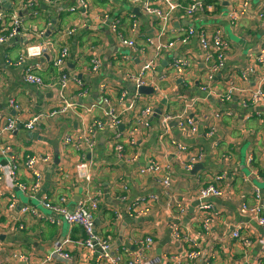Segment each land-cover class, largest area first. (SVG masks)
<instances>
[{"label": "crops", "instance_id": "obj_1", "mask_svg": "<svg viewBox=\"0 0 264 264\" xmlns=\"http://www.w3.org/2000/svg\"><path fill=\"white\" fill-rule=\"evenodd\" d=\"M2 1L6 11H14L21 6L19 16L30 33L23 34L7 45H0V114H17L14 110L10 111L8 105L9 100L14 99L25 111L22 120L41 115L38 129L26 130L20 125L18 132L11 137L12 145L17 149L14 150L19 155L25 157L29 154H38L42 157L43 155L51 157L49 163L41 168L44 173L41 192L47 194L55 203H62L61 198L65 197V204L73 208L84 197L86 191L93 192L94 188H99L102 212L95 215L97 216L95 221L99 220L96 229L109 240L111 253L115 251L116 254L124 249L133 251L135 239L145 235L143 234L145 232H150L155 243L147 253V264L149 262L169 264L164 260L167 249L171 248V251L181 249V243L172 237L170 227L172 213L167 210V198L158 177L140 173L151 160L156 159L161 164L169 165L171 189L177 202L186 208V213L182 217L185 234L193 235L202 249L208 250L210 245L216 249L217 255L211 264H253V258L259 248H250L248 255H245L241 246L227 239V236L240 223L251 225L249 218L240 213L239 204L243 201L255 203L257 190L264 192V182L257 176V173L263 170L258 166L246 164V159L242 158V147H249L247 152L254 148L258 155L263 154L264 110L260 109L264 107L244 108L241 107L239 99L222 102L220 93L226 90V83L230 77L234 78L241 89L251 90L258 86L263 73L261 66H258V76L249 75L248 80L241 77V72L256 61L263 42L264 19L256 20L255 15L258 11H263L264 0H251L250 14L238 27L226 19V7L223 8L222 14L214 17L207 14L197 16L194 21L195 27L203 25L220 27L226 42L229 43L225 65L212 77H209L204 51L197 36L190 37L186 43L178 40L175 47L162 50L160 53L154 46H150L146 38L159 36L161 23L156 17L141 9L140 13L136 14L134 12L136 4L131 3V0H89L88 13L91 16L85 20L83 9H77L76 12L70 10L78 0H68L55 5L46 4L44 0H35L29 8H23V3L28 0ZM227 4L228 2L225 5ZM107 14L109 19L95 18L97 15L104 18ZM114 19L122 22L123 35L135 39L138 47H146L148 49L146 56L154 60L155 71L147 74V80H160L170 66L182 58L187 61L184 77H170L162 81L158 86L161 93L150 84L146 86L154 87L152 94H138L137 90H129L128 83L134 85L129 75L139 73L145 57L118 42L111 31ZM177 20L176 15L172 17L175 28H181L186 24L184 19L175 24ZM76 23L84 24L74 36L66 37L65 32ZM180 36L179 30L174 33L168 31L163 35V40H177ZM38 42L51 43L50 49L43 57L28 62L34 68H41L39 73L45 82L43 88L24 83L23 68L7 62L16 60L23 44ZM64 44L70 46V56L65 64L68 73L79 78L81 76L89 85L91 92L85 98L77 99L81 105L76 112L70 111L49 117L48 114L58 103L62 89L53 66ZM95 51L103 66L98 73H88L89 54ZM114 59L115 63L112 62ZM103 83L109 87L108 95L119 107L124 127L120 129L121 124L117 131L125 132L130 125H135L141 110L146 106L151 105L153 109L148 116L149 125L145 129L146 132L139 136L138 159L135 163L118 158L113 147L112 131L99 133L96 145L92 149L84 147L76 150L63 145L62 140L66 133L78 132L88 125L93 117H104L107 108L102 102L99 90ZM78 91V87L71 83L65 89V94H75ZM124 92H127L126 99H132L136 93L140 96L134 109H126L129 107V99L122 103L123 106L118 104ZM92 104L96 107L89 110ZM157 109L161 110V114L156 113ZM253 109L257 110L252 111ZM165 112L183 113L194 117L200 126L199 131L185 134L176 121L164 131L161 115ZM178 144L190 147V150L181 152L177 148ZM55 148L59 151L60 161L50 172L54 164ZM194 152H199L201 157H197L191 163L193 168H189L188 163ZM82 158L88 161L87 171L92 174V183L75 176L76 165ZM0 163L6 162L0 157ZM259 166L262 168L263 165ZM19 172L21 182H31V174L27 169L21 168ZM214 175L226 176L225 180L215 182L225 188V195L201 200L197 195V178L209 180ZM230 183L231 188L228 187ZM7 185L6 178L0 180V264H30L14 259L12 253L34 254V257L41 259L52 251L54 242L60 237L71 240L66 244V251L72 256L71 264H96L100 252H92L85 247L83 244L85 232L80 227H70L64 221H60L59 224L46 223L31 215H22L21 208L34 204L46 216H55L53 212L40 205L41 193L36 198H28L17 187L14 188L17 208L9 214L7 209L10 189ZM123 185L127 188L126 193ZM45 186L47 189L43 192ZM122 194L127 195V201L119 199ZM151 195L157 196L158 201L153 202L149 212L138 218L128 213V204ZM207 201L213 203L219 213L215 219V226L208 235L202 228L205 211L201 208ZM112 210L120 211L121 216L113 219L109 212ZM255 227L258 228L257 225ZM258 230L263 231L261 228ZM48 264L61 262L56 259ZM105 264H110L109 260Z\"/></svg>", "mask_w": 264, "mask_h": 264}, {"label": "built area", "instance_id": "obj_2", "mask_svg": "<svg viewBox=\"0 0 264 264\" xmlns=\"http://www.w3.org/2000/svg\"><path fill=\"white\" fill-rule=\"evenodd\" d=\"M35 0H28L23 3V8H29ZM68 0H44V3L49 5H55L56 3L66 2ZM222 5V10L225 8L226 19L235 27H238L241 21L249 16L251 8V0H219ZM228 2L227 5H225ZM131 3L136 4V7L148 13L151 16L156 17L161 23V29L159 36L146 38L147 43L150 46H154L156 51L160 53L162 50H168L176 46L178 40L181 43H186L189 41L190 37L197 36L200 42V47L204 51V61L207 65V69L210 73L209 77H212L215 73L220 71L225 65V59L227 58L229 51V43L226 42L223 34V30L220 27L214 26H201L199 28L195 27L194 21L196 20L198 14H211L215 10V5L210 3L207 4L206 0H192V3L185 9L183 13L180 14L182 9L180 0H131ZM18 7L14 11L8 12L0 0V45H7L11 41L16 40L23 34H29L30 31L27 29L21 17L19 16ZM77 9H83L85 18L91 16L88 13L90 9L89 0H78L75 6L70 8L71 12H76ZM178 14V15H177ZM220 14V13H219ZM177 16L178 20L175 24L179 23L180 20L184 19L185 23L181 28H175L172 23V17ZM109 14L105 15L104 18L97 15L95 18L103 20L109 19ZM256 20L261 21L264 19V5L263 11H258L255 15ZM119 19H114L111 24V31L117 37L118 42L133 50L137 51L139 55L145 57V62H143L139 73L132 75L130 79L133 81L134 85L137 87L142 85H153L158 88L162 81L169 79L170 77H184L187 69V61L185 59H179L176 63L172 64L167 73L160 80H147L146 76L148 73L155 71L154 60L149 59L146 55L148 49L146 47H138L137 41L133 38H126L118 23ZM84 24V23H82ZM81 23H76L71 26L66 32V37H72L77 33V30L82 25ZM172 24V25H171ZM179 30L180 37L177 40L164 41L163 35L167 34L168 31L176 32ZM263 42L259 49L256 61L249 64L245 70L241 72V77L244 80L249 79V75L258 76L257 70L258 66L263 68L262 76L258 82V86L255 89L247 90L241 89L237 86L233 77L228 79L226 85V92L223 93L225 100L230 101V99L237 93H242L241 102L244 108L247 107H264V35ZM50 42H38V43H27L23 44V48L20 50L16 60H8V64L15 65L19 68H23L22 79L27 85H33L38 88H43L45 86L44 79L42 78L39 70L41 68H34L28 64L29 61L34 60V58L43 57L44 54L50 49ZM70 56V46L69 44H64L57 55L54 65L58 68L59 76L58 83L61 84L62 89L59 93L58 103L54 109L48 114L49 117L55 115H62L66 112L75 111L81 105L77 102V99L82 97L85 98L91 89L89 85L80 77L66 73L64 71L67 59ZM141 56V57H142ZM103 66L101 59L95 56L92 59V67L88 69V73H98ZM175 75V76H174ZM73 83L78 87V92L75 94H65V89ZM109 87L106 84H102L99 87L101 93L102 102L106 105L107 111L104 117H93L89 124L82 127L78 132L66 133L63 137V145L65 147H72L76 150L87 147L92 149L97 142V135L104 131L113 132V147L114 151L120 160H125L127 162L135 163L138 159V141L139 136L144 134V128L148 127V116L152 113L151 105L146 106L141 110L139 119L136 120L135 125H130L125 132L117 131L119 126L122 124V118L119 113V107L115 105L112 99L108 95ZM138 92V91H137ZM139 94V93H138ZM137 93L132 99L127 98V92H124L119 103L123 106V102L129 99V107L126 109H134L140 96ZM1 105V100H0ZM10 111L14 110L17 114H0V157L3 159L5 164L0 163V180L6 178L7 186L10 189L8 196V213H12L17 208V199L15 197L14 188H18L22 193H24L28 198H36L37 195L41 193L44 173L42 172V166L48 164L51 157L48 155L34 154L26 155L25 157L19 155L15 152L12 145V136L18 132L20 125L26 130H36L41 123V115H38L29 120H22L25 111L22 109L20 104L14 99L8 102ZM96 107L92 104L93 109ZM19 114V116H18ZM182 118L180 119V129L182 131L188 130V132L195 133L199 131L200 126L194 117L180 113ZM177 114L170 112H165L161 115V125L164 131H167L169 125L179 118ZM178 122V121H177ZM211 134V132H210ZM177 148L181 152H186L190 150L183 144H178ZM17 150V149H16ZM196 152V151H195ZM193 153L188 163L189 168H193L191 164L196 160L197 157H201L199 152ZM84 157V156H83ZM259 161L262 163L264 168V151L262 155H259ZM254 162L253 153H250L247 157V164L252 166ZM21 168L27 169L31 174V182L25 183L20 181V170ZM88 161L82 158L76 165L75 176L79 179H83L87 183H92V174L87 171ZM169 165L161 164L156 159L149 162V165L140 170L141 174L158 177V182L164 189V195L167 198V210L171 211V228L172 237L181 243V249L177 251H171V248L167 249L164 255V260L169 264H211V261L216 257L217 252L214 246L210 245L208 250L202 249L199 246L197 240L192 237L193 235L185 234L183 229L182 217L186 213V208L183 204L177 202L174 192L172 191V177L169 174ZM166 173V175H164ZM67 176V175H65ZM258 178L264 182V175L261 176L257 173ZM213 177V178H212ZM208 183H204L202 177L197 178L198 188L197 195L201 200H208L212 197H220L225 195V188L223 186H218L215 184L216 181L225 180L226 176H212ZM228 187H232V183ZM125 193L127 191L126 186L123 185ZM256 195V194H255ZM101 190L99 188H94L93 192L86 191L84 197L80 202L71 208L66 205V198L62 197V203H55L51 200L47 194L40 197L39 203L45 209L53 212L55 216H46L38 206L34 204H29L21 208L22 215L28 214L39 221L49 222V223H61L66 222L70 227H82L86 238L83 244L89 251H97L99 247L102 252L99 254L96 264H105L109 260L110 264H147L146 261L148 251L153 247L155 243L153 235L150 232H145L134 241L135 249L129 251L124 249L123 251L116 253L113 251L111 253V244L107 238L102 236L96 229V221L93 211L97 208L101 201ZM122 201H127V195L122 194L119 196ZM158 197L151 195L150 197L139 199L134 201L133 204H128V213L135 218L140 215H144L149 212L153 202H157ZM201 208L205 211L202 219L203 231L208 235L213 227L215 226V219L217 214L215 205L209 201L202 204ZM241 212L249 218L250 224H238L231 230L228 234L230 241L237 242L241 248L244 250L245 255L250 248L258 247V253L253 258V264H264V192L257 190V197L255 203L242 202L239 206ZM117 216L120 217V211H116ZM8 214V215H9ZM7 215V216H8ZM61 221V222H60ZM258 228L263 229L259 231ZM209 233H208V232ZM71 240L65 237H60L53 244L52 251L45 255L41 259L34 257V254H27L22 252L12 253L14 259H20L22 261H27L30 264H48L51 261L59 260L61 264H71L72 256L66 251V244L70 243ZM225 243V242H224ZM5 264V263H2ZM149 264H151L149 262Z\"/></svg>", "mask_w": 264, "mask_h": 264}, {"label": "trees", "instance_id": "obj_3", "mask_svg": "<svg viewBox=\"0 0 264 264\" xmlns=\"http://www.w3.org/2000/svg\"><path fill=\"white\" fill-rule=\"evenodd\" d=\"M181 1V7H182V9H181V11H180V14L181 13H183L184 11H185V9L192 3V0H180ZM206 2H207V4H210V3H212V4H214L215 5V10H214V12L213 13H211V14H208L207 12H206V14L208 15V16H212V17H214L215 15H217V14H222L223 13V10H222V5H221V3L219 2V0H206ZM8 12H11V11H8ZM200 14H198V15H196V16H199ZM84 16H86V15H84ZM118 25H119V28L121 29V26H122V22L120 21L119 23H118ZM96 56V51L95 52H93V53H90L89 54V57H90V59H89V63H90V68L92 67V59L94 58ZM99 57V56H98ZM100 58V57H99ZM125 58V57H124ZM126 59V58H125ZM102 62V61H101ZM112 62L113 63H115L116 62V60L114 59V60H112ZM53 69H54V72H55V75L58 77L59 76V71H58V68L54 65L53 66ZM64 71L66 72V73H68L69 71H68V69L65 67V69H64ZM42 76V75H41ZM55 76V77H56ZM42 78L44 79V77L42 76ZM88 85V84H87ZM204 181V183L206 184V183H208V180H203ZM101 203H99L98 204V206H97V208L93 211V214L94 215H97V214H99V213H101L102 212V207H101V205H100ZM115 210H112V211H109L110 212V216L113 218V219H116V218H118V216H117V213H116V211L114 212ZM80 229H83L82 227H80ZM85 238H86V234H85Z\"/></svg>", "mask_w": 264, "mask_h": 264}, {"label": "rangeland", "instance_id": "obj_4", "mask_svg": "<svg viewBox=\"0 0 264 264\" xmlns=\"http://www.w3.org/2000/svg\"><path fill=\"white\" fill-rule=\"evenodd\" d=\"M175 76V75H174ZM176 78V77H175ZM155 88H156V90H157V92H160L161 93V90H160V87H156L155 86ZM226 92V90L224 91V93ZM210 95H211V93H209ZM221 95V101L222 102H224L225 101V97H224V95H223V93H220ZM242 95V93H237L235 96H233L230 100L232 101V100H238L239 99V103H240V105H241V107H243L242 106V102H241V96ZM178 116H179V118L178 119H176V124L178 125V127L179 128H181L180 127V119L182 118V115L181 114H177ZM176 115V116H177ZM178 121V122H177ZM147 127H145L144 129H146ZM182 130V129H181ZM146 132V130H144V133ZM184 133L186 134V133H191V132H188V130H185L184 131ZM247 144V143H246ZM248 148L249 147H242V158H243V160H245L246 159V164H247V157L249 156V154L250 153H253V156H254V162H253V164H252V166H258L260 169H262L263 170V172H258V174H260L261 176H263L264 175V168H263V166H262V168L259 166L260 164H262V163H260V161H259V155L256 153V151H255V149L253 148V149H250L248 152H247V150H248ZM247 152V153H246ZM217 154H218V152H216ZM192 157H194V156H192ZM260 163V164H259ZM209 200V199H208ZM244 202V201H243ZM242 203V202H241ZM241 203L239 204V206L241 205ZM240 213H243V212H240ZM96 218V217H95ZM203 228V227H202ZM208 232V231H207ZM210 232V231H209ZM208 232V233H209Z\"/></svg>", "mask_w": 264, "mask_h": 264}, {"label": "water", "instance_id": "obj_5", "mask_svg": "<svg viewBox=\"0 0 264 264\" xmlns=\"http://www.w3.org/2000/svg\"><path fill=\"white\" fill-rule=\"evenodd\" d=\"M134 12H136V14H139L140 13V9L139 8H134ZM81 77V76H80ZM128 89L129 90H137L138 91V93H141V94H152L153 92H154V87H152V86H146V85H142V86H139V87H137L136 88V86L135 85H133L132 83H128ZM96 95V94H95ZM205 95H207L206 93H205ZM207 97H209L210 98V96H208L207 95ZM90 100H92V98H90ZM255 110H257V109H253L252 111H255ZM260 110H264V109H260ZM160 112V114H161V110H156V113H159ZM124 127V125L122 124L121 126H120V129H122ZM55 153H54V164H53V166L51 167V169H50V172L54 169V167L57 165V164H59V161H60V156H59V151H58V149L57 148H55ZM197 169V168H196ZM195 169V170H196ZM194 170V171H195ZM49 181H50V178H49ZM46 186L43 188V192H45L46 191ZM44 193H42L41 192V194L39 195V197H41L42 195H43ZM96 225H99V220L98 219H96ZM97 252H102V250L99 248V247H97Z\"/></svg>", "mask_w": 264, "mask_h": 264}]
</instances>
